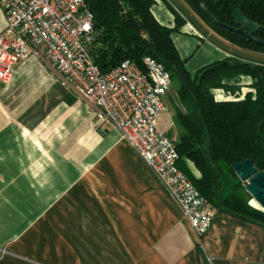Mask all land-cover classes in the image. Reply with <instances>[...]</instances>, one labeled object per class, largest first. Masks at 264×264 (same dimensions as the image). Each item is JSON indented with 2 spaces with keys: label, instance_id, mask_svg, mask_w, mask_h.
Segmentation results:
<instances>
[{
  "label": "crops",
  "instance_id": "crops-1",
  "mask_svg": "<svg viewBox=\"0 0 264 264\" xmlns=\"http://www.w3.org/2000/svg\"><path fill=\"white\" fill-rule=\"evenodd\" d=\"M173 8L152 12L174 26ZM0 264H264V226L220 212L198 237L120 130L31 54L0 81Z\"/></svg>",
  "mask_w": 264,
  "mask_h": 264
},
{
  "label": "trees",
  "instance_id": "trees-1",
  "mask_svg": "<svg viewBox=\"0 0 264 264\" xmlns=\"http://www.w3.org/2000/svg\"><path fill=\"white\" fill-rule=\"evenodd\" d=\"M185 1L220 37L240 48L264 53L263 45L210 20L200 0ZM85 2L94 15L96 37L90 50L101 72L126 59L141 66L144 56L162 63L178 83L179 104L174 107L178 136L172 139L179 154L177 166L217 213L264 226V210L252 204L247 182L233 167L234 162L250 158L264 171V62L235 54L193 72L187 66L189 58L181 56L173 39L186 22L175 8V25L169 26L153 14L155 0ZM204 6L217 20L232 26V14L240 9L260 24L251 27L252 35L264 39V0H204ZM242 76L251 80L246 90Z\"/></svg>",
  "mask_w": 264,
  "mask_h": 264
},
{
  "label": "built area",
  "instance_id": "built-area-1",
  "mask_svg": "<svg viewBox=\"0 0 264 264\" xmlns=\"http://www.w3.org/2000/svg\"><path fill=\"white\" fill-rule=\"evenodd\" d=\"M0 5L6 16L0 81L11 82L16 66L31 54L54 68L62 84L94 106L99 121L120 130L202 237L217 212L179 169L176 144L159 126L172 84L164 65L144 56L141 66L126 59L102 73L90 50L96 34L85 0H0Z\"/></svg>",
  "mask_w": 264,
  "mask_h": 264
},
{
  "label": "rangeland",
  "instance_id": "rangeland-1",
  "mask_svg": "<svg viewBox=\"0 0 264 264\" xmlns=\"http://www.w3.org/2000/svg\"><path fill=\"white\" fill-rule=\"evenodd\" d=\"M173 3L177 4L179 8L184 12L182 15L185 16V19L193 22V28L196 35L185 34L179 37V33H174V39L176 43L179 45L184 56L189 57L187 66L188 68L195 72L200 67L209 64L217 59L225 57L227 53L225 50L221 49L224 47L228 52L232 55L240 54L244 55L243 51H239L236 45L231 42L225 40L216 34L210 26L199 17L196 12L190 7V5L185 0H171ZM198 28V29H197ZM202 34V35H201ZM206 35V36H203ZM201 36V37H200ZM248 55L246 58L252 60H258L264 62V53L257 51H244ZM177 86L178 83L176 79H173L172 84L167 92V95L164 96L165 100V109L159 115L158 123L163 132L169 135L173 140L177 139L178 136V127L175 119V110L174 107L176 104H179V100L177 98ZM253 205L263 209L254 199L251 200ZM264 210V209H263Z\"/></svg>",
  "mask_w": 264,
  "mask_h": 264
},
{
  "label": "water",
  "instance_id": "water-1",
  "mask_svg": "<svg viewBox=\"0 0 264 264\" xmlns=\"http://www.w3.org/2000/svg\"><path fill=\"white\" fill-rule=\"evenodd\" d=\"M203 10L207 16L216 24L222 25L227 29L234 31L238 36L245 38L247 41L254 42L264 46V39L255 38L250 26L259 28L260 24L249 19L240 9H236L233 14V20L236 26L227 25L214 16H212L204 6V0H200ZM233 167L239 177L247 182L246 189L251 194L253 199L264 209V171H259L256 167V162L253 159H246L233 163Z\"/></svg>",
  "mask_w": 264,
  "mask_h": 264
},
{
  "label": "flooded vegetation",
  "instance_id": "flooded-vegetation-1",
  "mask_svg": "<svg viewBox=\"0 0 264 264\" xmlns=\"http://www.w3.org/2000/svg\"><path fill=\"white\" fill-rule=\"evenodd\" d=\"M234 26L238 27L237 25H234ZM251 27H252V26H250V29H251ZM253 28H254V27H253Z\"/></svg>",
  "mask_w": 264,
  "mask_h": 264
}]
</instances>
